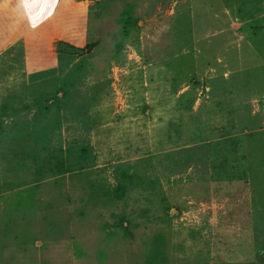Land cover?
I'll list each match as a JSON object with an SVG mask.
<instances>
[{"label": "rangeland", "instance_id": "374dc122", "mask_svg": "<svg viewBox=\"0 0 264 264\" xmlns=\"http://www.w3.org/2000/svg\"><path fill=\"white\" fill-rule=\"evenodd\" d=\"M264 264V0H0V264Z\"/></svg>", "mask_w": 264, "mask_h": 264}, {"label": "crops", "instance_id": "0c3cea01", "mask_svg": "<svg viewBox=\"0 0 264 264\" xmlns=\"http://www.w3.org/2000/svg\"><path fill=\"white\" fill-rule=\"evenodd\" d=\"M74 264H87L86 262H76Z\"/></svg>", "mask_w": 264, "mask_h": 264}]
</instances>
